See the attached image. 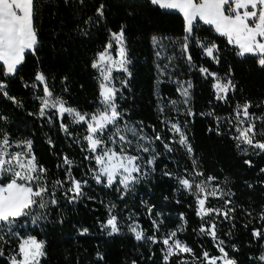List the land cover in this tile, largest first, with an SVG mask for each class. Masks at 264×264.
<instances>
[{
    "label": "trees",
    "instance_id": "1",
    "mask_svg": "<svg viewBox=\"0 0 264 264\" xmlns=\"http://www.w3.org/2000/svg\"><path fill=\"white\" fill-rule=\"evenodd\" d=\"M34 3L39 43L35 52L25 54L16 76L6 81L9 95L22 101V106L0 94V116L7 117L6 121L0 119V129L8 132L13 142L32 141L37 161L48 169L50 184L56 179H65L64 155L73 161V176L88 181L83 188L84 195L79 199L70 201L63 196L62 190L58 191V204L47 209L45 219L34 225L26 218L24 227L18 229L22 235H35L45 241L46 255L40 264H133V261L135 264H165L162 238L181 225L184 231L178 232L177 236L193 249L195 256L181 254L172 257L169 264H180L182 260L200 264L196 258L201 257L203 251L219 255L217 242L200 232L202 221L196 215L195 197L187 189L180 188L176 179L178 175L193 179L194 171H203L205 177H216L214 183L233 193L225 199L232 201L229 207H236L232 214L234 218L212 217L229 256L237 264H261L258 258L264 254V239L255 237L253 229L264 227L258 216L264 207V172L261 171L264 169V152L252 148L245 152L243 145L237 148L232 139L234 129L229 131L225 119L235 115L237 103L246 101L252 102L250 113L264 116V68L259 66L257 59L250 54L244 58L237 56L224 37L208 25H200L196 35L219 45L220 63L204 56L193 43L190 51L195 65L207 67L221 76L230 71L236 84V91L229 93L227 102L217 100L211 77L205 79L195 68L190 69L180 57L179 49L174 50L170 43V39L183 35L182 16L177 12L151 5L149 0H83V3L81 0H34ZM101 4L105 6L104 16L98 17L97 9ZM122 25L132 75L127 77L120 72L115 74V79L117 87L121 79L128 80L123 99L117 100L125 112V119L136 125L143 122L149 136L154 135V126L155 132L171 142V133L161 121L165 116L173 120L178 118L185 126L193 148L191 155L179 145H175L177 150L168 153L161 142H155L161 155L154 166H145L147 174L142 175L126 195L119 190L122 186L118 183L108 187L106 182L97 184L92 179L91 169L95 162L85 159L89 155L83 150L85 127L65 119L72 133L66 135L60 128L59 116H55L53 123L39 117L43 84L34 80L38 71L44 72L49 88L55 95L62 96L68 105L82 112L95 111L99 107L98 71L91 64L107 44L109 30L117 31ZM153 37H157L167 55H175L171 66L174 71L170 76L158 74L157 64L163 67L167 60L157 58L155 53L162 49L154 44ZM0 79L4 77L0 76ZM158 79L163 81L159 85ZM176 79L192 81L191 99L187 105L181 102ZM33 83H38V87L32 88ZM158 94L162 99L158 100ZM170 100L177 101L179 112L171 107ZM160 104L165 105L163 115L158 111ZM187 108H191L193 115H186ZM216 117L221 118L219 133ZM256 127L259 132L262 127L259 119ZM255 139L264 140V135L257 134ZM143 155L148 158V154ZM193 157L198 162L196 169H193ZM245 161H251V164ZM166 172L171 175H165ZM195 179L198 182L202 178ZM110 206H114L111 212ZM206 206L223 209L224 201L209 197ZM110 215L118 217L120 229L111 235L110 229L102 227ZM153 220L160 225L159 231L154 228ZM137 224L146 237L155 235L159 242L137 241L130 231V227ZM84 228L88 229L87 233H82ZM16 247L15 238L0 243L5 253L0 256V264H8L7 257L16 251Z\"/></svg>",
    "mask_w": 264,
    "mask_h": 264
},
{
    "label": "snow or ice",
    "instance_id": "2",
    "mask_svg": "<svg viewBox=\"0 0 264 264\" xmlns=\"http://www.w3.org/2000/svg\"><path fill=\"white\" fill-rule=\"evenodd\" d=\"M149 2L161 9L175 10L182 16L183 35L170 39V43L174 50L179 49L180 57L186 61L190 69L195 68L205 79L211 77L213 81L211 87L217 100L227 102L229 93H235L236 84L230 71L221 76L207 67L195 65L190 51L193 43L204 56L216 64L220 63L219 45L212 40H202L196 35L201 24L210 26L211 30L224 37L227 44L233 46L237 56L244 58L250 54L257 59L259 66L264 68V0H149ZM104 7L101 4L97 9L98 17L104 16ZM35 15L34 0H0V76L4 77L0 79V94L17 106H22V101L9 95L6 81L16 76L18 67L24 62L25 53L35 52L37 49L39 38L34 24ZM89 20L91 21V17ZM109 33L107 44L96 54L91 64V67L98 71L99 107L95 111L82 112L68 105L62 96L55 95L49 88L44 72L38 71L34 80L43 84L42 95L39 97V117L47 118L49 123H53L55 116H59L60 128L66 135L72 133L69 131V125L64 122L65 119L70 120L72 124L85 127L86 134L82 137V141L85 142L83 150L89 153L85 159L95 162L94 168L91 169L92 179L97 184L106 182L108 187H114L118 183L122 186L119 190L126 195L131 186L135 185L142 175L147 174L145 166H154L161 155L154 146L155 142H161L163 149L168 153L177 150L175 145H179L190 155L193 153V148L188 140L185 126H182L178 118L173 120L165 116L161 121L171 133V142L165 141L160 133L155 132L154 126V135L149 136L144 131L143 122L136 125L125 119V112L117 100L123 99V90L127 87L128 80L121 79L120 86L117 87V81L113 76L114 71L124 73L127 77L132 75L129 70L131 61L127 55L125 27L122 25L117 31L109 30ZM153 42L162 49L155 53L157 58L167 60L163 67L157 64L158 74L160 77L170 76L174 71L171 66L175 55H167L166 49L157 37H153ZM113 51L116 52L115 56ZM64 79L67 80V77ZM162 82L160 79L157 80L158 85ZM38 83H33L32 88H37ZM175 83L177 92L182 98L181 102L187 105L191 99L192 81L176 79ZM157 98L162 99L159 94ZM169 104L179 112L176 100H170ZM252 106L251 101L237 103L234 109L235 115L225 119L229 131L234 129L232 139L236 142L237 148L243 145L245 152L249 148L264 152V140L255 139L257 134L264 135V116L257 117L250 113L249 109ZM158 111L163 115L165 105L160 104ZM186 115H193L191 108H187ZM0 119L6 121L7 117L0 116ZM258 119L262 123L259 132L256 127ZM220 120V117H216L218 133ZM49 143H52L51 140ZM143 154H148V158ZM245 163L250 165L251 161ZM62 164L65 179H56L50 184L47 178L48 169L37 161L32 151V141L13 142L9 133L0 129V243H7L11 238L17 240L16 251L7 257L8 264H40L41 258L46 255L45 241L37 239L35 235H22L18 230L24 227L26 218H30L34 225L45 219L47 209L58 204L56 196L58 191L62 190L63 196L70 201H75L84 195L83 188L88 184L87 179H77L73 176V161L67 155L63 156ZM192 164L193 169H196L198 162L195 157L192 159ZM57 167L60 168L61 165L58 164ZM187 171L185 169V172ZM261 171L264 172V169ZM165 175L171 173L166 172ZM195 178L202 179L196 182ZM176 179L180 188L187 189L195 197L196 215L202 221L201 234L218 241L216 247L219 255H210L208 251H203L202 256L196 259L200 264H237L226 251L225 241L219 239L216 221L212 219L213 216L217 218L222 216L226 220L234 218L232 214L235 213L236 207H229L232 201L225 199L233 193L226 192L219 183H214L216 177L211 175L205 177L203 171H194L193 179L180 175L176 176ZM224 183H228L227 178ZM209 197L223 200L224 208L207 207ZM112 207L114 206L109 208L110 212ZM248 215H251V212ZM258 216L264 225V207L261 208ZM152 223L156 231H159L160 225L157 221L153 220ZM102 227L110 229L109 235L119 232L118 217L110 215ZM139 228L138 224L130 227L137 241L147 239L152 243L159 242L155 235L146 237L142 229L138 230ZM182 231H184L183 225L163 236L164 247L161 251L165 264H169L172 257H179L181 254L195 256L193 249L178 238L177 233ZM87 232V228L82 229V233ZM253 235L264 239V227L254 228ZM231 247L237 250L235 245ZM4 254L3 249L0 248V256ZM258 259L264 264V254ZM180 264H188V262L182 260Z\"/></svg>",
    "mask_w": 264,
    "mask_h": 264
},
{
    "label": "rangeland",
    "instance_id": "3",
    "mask_svg": "<svg viewBox=\"0 0 264 264\" xmlns=\"http://www.w3.org/2000/svg\"><path fill=\"white\" fill-rule=\"evenodd\" d=\"M115 47H116V46L114 45V49H115ZM28 52H31V51H28ZM26 53H27V52H26ZM26 53H25V54H26ZM113 55H114V56L116 55V52H115V51H113ZM117 73H120V72H118V71H114V72H113V76L115 77V74H117ZM96 257H97V256H96Z\"/></svg>",
    "mask_w": 264,
    "mask_h": 264
},
{
    "label": "crops",
    "instance_id": "4",
    "mask_svg": "<svg viewBox=\"0 0 264 264\" xmlns=\"http://www.w3.org/2000/svg\"><path fill=\"white\" fill-rule=\"evenodd\" d=\"M164 10H166V9H164ZM169 11H175V10H169Z\"/></svg>",
    "mask_w": 264,
    "mask_h": 264
},
{
    "label": "built area",
    "instance_id": "5",
    "mask_svg": "<svg viewBox=\"0 0 264 264\" xmlns=\"http://www.w3.org/2000/svg\"><path fill=\"white\" fill-rule=\"evenodd\" d=\"M216 242L218 243V241H216ZM217 243H216V244H217Z\"/></svg>",
    "mask_w": 264,
    "mask_h": 264
}]
</instances>
